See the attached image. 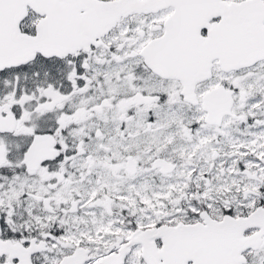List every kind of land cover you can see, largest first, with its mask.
Returning a JSON list of instances; mask_svg holds the SVG:
<instances>
[{
  "label": "snow or ice",
  "instance_id": "obj_1",
  "mask_svg": "<svg viewBox=\"0 0 264 264\" xmlns=\"http://www.w3.org/2000/svg\"><path fill=\"white\" fill-rule=\"evenodd\" d=\"M0 264H264V0H0Z\"/></svg>",
  "mask_w": 264,
  "mask_h": 264
}]
</instances>
